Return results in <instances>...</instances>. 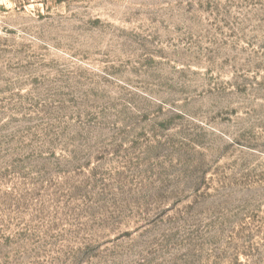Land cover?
Masks as SVG:
<instances>
[{
	"label": "rangeland",
	"instance_id": "1",
	"mask_svg": "<svg viewBox=\"0 0 264 264\" xmlns=\"http://www.w3.org/2000/svg\"><path fill=\"white\" fill-rule=\"evenodd\" d=\"M0 264H264V0H0Z\"/></svg>",
	"mask_w": 264,
	"mask_h": 264
}]
</instances>
